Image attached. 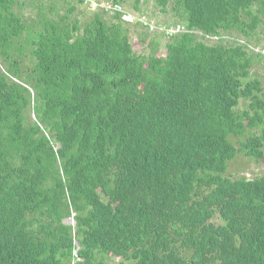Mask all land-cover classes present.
<instances>
[{
    "label": "trees",
    "instance_id": "16d2710c",
    "mask_svg": "<svg viewBox=\"0 0 264 264\" xmlns=\"http://www.w3.org/2000/svg\"><path fill=\"white\" fill-rule=\"evenodd\" d=\"M154 2L179 24L144 64L121 10L0 0V264H264V174L228 173L264 159V0Z\"/></svg>",
    "mask_w": 264,
    "mask_h": 264
},
{
    "label": "rangeland",
    "instance_id": "374dc122",
    "mask_svg": "<svg viewBox=\"0 0 264 264\" xmlns=\"http://www.w3.org/2000/svg\"><path fill=\"white\" fill-rule=\"evenodd\" d=\"M113 1L114 0H100V2L88 1L79 4L77 0H20L23 6L19 7L17 12L24 15V17L29 20V18L34 17V14L38 10L37 7L40 5L47 6L46 9L52 7L54 9L53 12L59 14H64L67 8L73 5L76 7L74 17H77L81 22V26H84L92 19L94 10L95 12L108 10V8H111ZM121 5V20L123 22L121 24L128 28L131 48L139 55L140 62L145 64L152 58L165 57V43L167 42V38L164 37L161 32H163V27L179 24L177 19L173 18L170 12L166 13V15L161 13L154 0H146L144 4H142V8L145 9L146 15L134 10L133 0H124V3ZM114 15V11H107L103 17L108 24H111L114 22ZM142 16H145V18H141ZM138 21L148 23L150 28L142 27L137 24ZM152 28L153 30H151ZM171 32L176 33L175 29H171ZM152 40H156L158 43L149 45ZM215 41L216 40L208 39V43H214ZM252 44L255 45L254 50L256 52L261 51V55L263 56L262 60L254 65L251 72L253 77L255 76L261 80L264 92V25L261 27L260 33L258 32L257 38L253 40ZM247 105V102L242 101L238 107V111L242 112L246 110L248 108ZM228 173L233 179L241 177L253 179L259 177L264 174V159L254 160L246 158L244 155H238L236 160L230 164ZM84 208L86 211H89L87 206H84ZM213 221L220 223L217 218ZM65 223L72 226L76 225L73 218L67 219ZM104 256L106 264H119L120 262V259L114 257L112 253L105 254Z\"/></svg>",
    "mask_w": 264,
    "mask_h": 264
},
{
    "label": "built area",
    "instance_id": "2783aa9c",
    "mask_svg": "<svg viewBox=\"0 0 264 264\" xmlns=\"http://www.w3.org/2000/svg\"><path fill=\"white\" fill-rule=\"evenodd\" d=\"M88 1H96V0H83V2H88ZM82 2V3H83ZM97 2V1H96ZM111 9H117V10H120V7H117V6H111V8H108V10H111ZM178 31V29H175V32ZM172 33V32H171ZM174 34V33H172Z\"/></svg>",
    "mask_w": 264,
    "mask_h": 264
},
{
    "label": "bare ground",
    "instance_id": "6f19581e",
    "mask_svg": "<svg viewBox=\"0 0 264 264\" xmlns=\"http://www.w3.org/2000/svg\"><path fill=\"white\" fill-rule=\"evenodd\" d=\"M246 52V51H245Z\"/></svg>",
    "mask_w": 264,
    "mask_h": 264
}]
</instances>
